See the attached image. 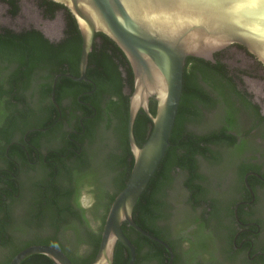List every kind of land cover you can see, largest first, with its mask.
Instances as JSON below:
<instances>
[{
  "label": "trees",
  "instance_id": "trees-1",
  "mask_svg": "<svg viewBox=\"0 0 264 264\" xmlns=\"http://www.w3.org/2000/svg\"><path fill=\"white\" fill-rule=\"evenodd\" d=\"M41 1L54 10L49 16L51 19L57 10H64L67 24L65 38L59 45L51 42L40 30H31V82L37 81L33 93L45 100L52 93L51 85L57 75L60 76L56 88L58 101L64 97L65 87H70V93L76 96L82 91L93 90L95 86V94L86 100L94 107L88 110L87 115L96 113V116L94 120L87 121L85 127L90 139L95 138L97 128L101 129L100 147L94 172L80 174L85 170L81 161L77 167L62 163L61 167L56 166L59 175L53 166L45 178L31 181L30 186L23 187L26 197H0V264H10L19 252L33 245L58 248L73 264H92L111 205L125 188L134 164L128 138L134 75L121 49L106 35L97 33L87 68V78L94 85L73 81L69 76H79L82 50V36L77 22L64 6L51 0ZM214 58L216 62L194 57L187 59L183 94L170 146L138 200L133 219L144 231L167 242L177 257L178 242L183 239L175 241L171 238L172 218L176 210L171 202V192L176 182L175 174L182 173L185 175L183 185L188 193L190 210L193 213L201 210L199 216L187 222L197 225L198 232L209 229L219 242L222 255L232 261L235 259L232 256L237 255L233 250L237 231L232 225L226 226L223 218L231 220L234 217V194L244 188L247 173L263 168L260 164L252 163L253 158L246 155L249 152L260 153L264 159L263 150H255L247 143V137L253 130L257 131L254 137L264 140V116H260L261 108L253 102L252 95L240 89L239 84H243L240 75L233 74L221 57L215 55ZM17 73L14 72L11 77L17 78ZM150 109L153 114L156 113L154 100H151ZM55 110V107H51L47 112L50 115ZM37 113L34 114L31 128L52 126L51 119ZM209 116L217 125L214 129L202 134L191 130L192 126L205 125ZM246 117L249 119L248 125ZM151 125V120L141 110L134 125V135L140 146L147 141ZM202 162L211 168L224 164L232 168L234 179L230 181V189L223 191V181L218 176L203 173ZM56 174L57 178L54 177ZM99 174H105L106 178L97 189L95 204L86 210L79 202V189L84 185H94ZM214 176L218 179L217 184L211 181ZM255 180L252 176L248 179L252 187L258 183ZM259 183L264 187V183ZM88 212L99 221L95 229L90 225ZM123 231L135 246V264L168 263L169 254L162 245L127 223L123 225ZM240 240L242 237L238 238ZM82 245L89 247L84 256L77 252ZM129 260L127 248L118 243L114 264H128ZM242 262L247 264V260ZM22 264L54 263L44 255H34Z\"/></svg>",
  "mask_w": 264,
  "mask_h": 264
},
{
  "label": "water",
  "instance_id": "water-1",
  "mask_svg": "<svg viewBox=\"0 0 264 264\" xmlns=\"http://www.w3.org/2000/svg\"><path fill=\"white\" fill-rule=\"evenodd\" d=\"M74 16L82 36L79 77L86 73L95 36L110 38L128 59L134 90L130 95L128 138L134 164L125 188L115 198L106 218L99 250L92 264H114L118 243L135 264V246L123 231L130 227L162 245L173 264L175 253L162 239L144 231L133 219L136 204L157 171L177 119L189 57L216 62L214 55L231 45L242 46L264 66V0H51ZM57 78L54 84H56ZM54 95V92H53ZM156 102V113L150 109ZM53 101L57 108L54 96ZM143 110L151 120V132L140 146L134 125ZM250 175L245 176L249 186ZM264 180V179H263ZM44 255L54 264H73L58 248L33 245L19 252L10 264H22L30 256Z\"/></svg>",
  "mask_w": 264,
  "mask_h": 264
},
{
  "label": "flooded vegetation",
  "instance_id": "flooded-vegetation-1",
  "mask_svg": "<svg viewBox=\"0 0 264 264\" xmlns=\"http://www.w3.org/2000/svg\"><path fill=\"white\" fill-rule=\"evenodd\" d=\"M52 13H54L52 7L41 0H0V197H26L23 187L30 186L31 181L45 178L46 173L51 171L53 166L55 173L59 175L58 168L62 163L68 167H77L81 161L85 170L80 174L87 175L95 171L101 129L97 128L95 138L90 139L85 127L87 121L94 120L96 116V113L87 115L88 110L94 107L86 100L95 94V86L93 90L82 91L76 96L70 93V87H65L64 97L58 101L56 95L58 81L54 84L55 79L58 80L60 77L57 75L51 85L52 93L45 100L33 93L37 81L31 82V30H40L45 34L38 24L55 21L62 15L61 34L55 40L47 34L45 36L56 45L65 38L67 24L65 11L57 10L55 17L51 19L49 16ZM59 27L60 25H57L56 28ZM230 48L252 59L254 67L261 71L264 79V66L239 45H231L215 55L221 57L224 63V53ZM16 71L17 78L11 77ZM239 72L237 75L240 77L249 74L246 70ZM81 82L94 85L88 78L87 81L82 80L77 83ZM126 93L130 94V91L126 90ZM53 96L59 108L53 101ZM51 107H55L56 110L49 111V115L47 110H51ZM36 111L37 114L43 113L42 115L51 119L52 126L31 128ZM260 116H264L262 109ZM245 121L248 125L247 117ZM256 134L257 131L253 130L247 137V143L255 150L261 149L259 145L264 146V140L254 137ZM34 138H37L36 142H33ZM261 156L260 153L250 152L246 155L253 158L252 163L263 167L261 170H251L247 173H256L262 177L261 179L257 176H249L258 181L254 187L249 184L254 196L245 183L242 191L235 192V197L233 196L234 217L231 220L223 218L226 226L232 225L237 231L233 242V250L237 255L232 256L235 257L232 261L231 258L222 255L227 262H238L239 259L247 260V264L264 263V200L261 199L264 187L259 183H264V159ZM128 162L131 164V158ZM96 177L97 182L94 185H84L79 189V202L86 210L95 204L97 189L104 182L106 175L99 174ZM239 237H242V240L238 241ZM176 255L173 264H186V256L180 255L178 251ZM193 263L212 264V261L198 258Z\"/></svg>",
  "mask_w": 264,
  "mask_h": 264
},
{
  "label": "rangeland",
  "instance_id": "rangeland-1",
  "mask_svg": "<svg viewBox=\"0 0 264 264\" xmlns=\"http://www.w3.org/2000/svg\"><path fill=\"white\" fill-rule=\"evenodd\" d=\"M57 25H60V27L56 28ZM38 27L42 29L48 37L55 40L63 29V16L60 15L55 21L46 24H38ZM223 61L233 74H237L239 70L248 71L249 74L241 76L243 84H240L239 87L252 95L254 103L258 104L264 113V79L261 76V71L254 67L252 59L240 54L236 49L230 48L224 53ZM216 126L215 120L209 116L205 125L192 126L191 130L202 134L208 130L214 129ZM259 146H261V150L264 151V146ZM201 171L208 175L218 176L220 180L223 181V191L230 189V181L234 179V171L232 172V168H229L226 164L219 168H211L202 162ZM175 179L174 189L171 192V202L176 207L175 216L172 218L173 231L171 238L175 241L178 240V238L183 239L178 242L177 251L180 255L186 256V264H194L193 262L198 258L212 261V264H244L239 259L238 262H227L222 256L219 242L216 241L209 229L200 230L198 232L197 225L187 222L193 220L195 216H199L201 210L193 213L187 204L188 193L183 185L185 175L176 173ZM217 180L215 176L211 179L213 184H217ZM261 199L262 201L264 200V192L261 193ZM88 218L91 227L95 229L99 224L98 219L95 218L91 212H88ZM201 242L203 244H201ZM198 244L201 245L199 246ZM88 251L89 247L85 245L77 249L80 256L86 255Z\"/></svg>",
  "mask_w": 264,
  "mask_h": 264
}]
</instances>
